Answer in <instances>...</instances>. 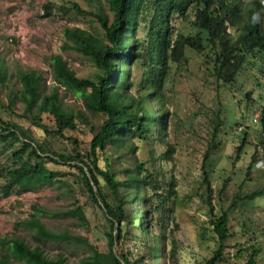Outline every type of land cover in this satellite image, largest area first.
Returning a JSON list of instances; mask_svg holds the SVG:
<instances>
[{
    "label": "trees",
    "instance_id": "1",
    "mask_svg": "<svg viewBox=\"0 0 264 264\" xmlns=\"http://www.w3.org/2000/svg\"><path fill=\"white\" fill-rule=\"evenodd\" d=\"M55 7L49 0L44 16L54 15ZM60 9L65 18H72L74 13L76 18L95 21L101 29V35L79 25L65 27L63 31V47L91 59L96 71L90 77H80L62 54H52V91H42L45 79L41 72L19 69L16 75L20 88L16 92L10 89L5 102L1 87L7 89L14 74L9 73L0 54V154L10 152L9 162H0V192L2 197H9L56 182L68 185L64 174L49 165L68 166L75 170L81 191L103 209L110 223L108 250L100 251L86 238L54 232L35 214L17 222L16 228L27 226L42 238L86 243L91 254L84 259L85 264H180L175 239L179 229L177 182L175 177L165 182L160 164L171 161L176 153V144L166 140L174 117L168 106L167 76L174 64L184 61L187 49H192L212 62L211 75L229 87L247 66L256 70L255 75L258 73L256 76L264 82V5L261 0H96L92 9L77 1H72V5L63 2ZM190 11L194 12L197 31L184 36L174 21L177 17L188 18ZM61 87L81 98L83 109L68 107L60 95ZM246 96L252 100L250 92ZM18 98L24 103L23 114L14 111ZM4 110L31 125L5 119ZM90 114L100 116L99 128L90 120ZM241 118L233 125L234 130L245 116ZM257 121L260 143L255 146L248 173L255 168L264 149V105ZM83 124L92 132L89 140L79 137ZM220 125L221 121L216 122L210 149L218 146L215 138ZM33 126L43 133V138L36 136ZM243 135L236 148L237 159L248 144L249 133ZM137 138L149 145L152 169L137 157ZM60 141L65 143L63 149L58 146ZM110 149L113 154L108 156ZM127 154L132 158L128 166L117 168L111 162L116 159L113 156L123 158ZM208 157L209 150L204 155L203 172L217 245L204 264H226L230 239H237L240 232L252 243L244 245L237 241L236 255L246 257V264H256L261 251L255 233L249 229L237 231L231 225L236 205L221 214L215 213L213 188L205 169ZM257 197H264V186L243 199ZM55 214L87 221L81 205ZM0 264L75 263L67 261L63 254L51 257L14 233L0 236Z\"/></svg>",
    "mask_w": 264,
    "mask_h": 264
},
{
    "label": "rangeland",
    "instance_id": "2",
    "mask_svg": "<svg viewBox=\"0 0 264 264\" xmlns=\"http://www.w3.org/2000/svg\"><path fill=\"white\" fill-rule=\"evenodd\" d=\"M48 1L0 0V54L9 73L14 74L6 84L8 88L1 87V97L5 102L10 89L16 92L20 88L16 75L19 69L38 70L45 79L42 91H52V85L55 84L49 63L52 54H62L80 77H90L96 71L91 59L63 47V31L65 27L79 25L101 35V29L95 21L80 16L76 18L74 13L72 18H65L60 9L63 2L72 5V1L92 9L96 0H51L56 4L55 14L44 16V6ZM194 17V12L190 11L188 18L175 19L177 30L184 36L197 31L193 25ZM211 71L213 64L205 55L187 49L186 58L181 64L172 66L166 81L170 93L168 106L174 111L166 140L176 144V153L171 161H160V164L165 182L172 177L177 182L176 221L179 229L175 232V239L178 244V259L180 264H204L217 245L210 223L207 185L203 172L204 155L209 150L205 169L213 188L211 200L215 213L221 214L232 204L236 205L232 210L231 225L237 231L249 229L255 233L261 251L256 264H264V197L243 199L264 186V149L255 168L249 173L247 171L255 146L260 143L261 128L256 116L264 105V82L250 66L239 74L232 87L225 85L223 80H217L211 75ZM136 73L139 74L138 71ZM59 92L68 107L83 109L82 99L77 98L72 91L61 87ZM247 92L252 94V100H247ZM14 111L16 114H23L24 103L19 98ZM3 114L5 119L13 118L25 126L31 125L12 112L4 110ZM243 115L244 120L234 130L233 125L242 120ZM90 120L99 128L100 116L90 114ZM218 121H221L215 138L218 146L210 149ZM80 127L79 137L89 140L92 136L90 127L84 124ZM33 130L37 137L43 138V133L37 127L33 126ZM245 132L249 133L248 144L237 159L236 148ZM62 141L58 145L60 149L65 145ZM135 143L139 146L136 153L138 159L152 169L153 157L148 143L138 138ZM111 154L113 151L110 149L108 156ZM9 155L10 152L0 154V162H9ZM113 157L116 159L111 162L117 168L128 166L132 160L130 154L123 158ZM49 166L60 170L64 174L63 179L69 184L56 182L36 191L14 193L9 197H2L0 192V236H12L16 233L31 246L41 247L51 257L63 254L71 263L85 264L84 259L91 254L86 243L77 239L42 238L27 226L16 228L17 222L33 218L35 214L36 218L54 232L86 238L100 251L108 250L107 233L110 231V223L103 209L81 191L73 173L75 170L72 171L65 165ZM1 184L2 179L0 186ZM78 205L84 210L86 222L75 216L55 214ZM34 208L41 209L44 213H36ZM242 234L238 233L237 239H230L231 247L227 249L229 260L226 264H246V257L236 255L239 249L236 242L242 241L244 245L252 242L247 241ZM168 264L173 263L169 261Z\"/></svg>",
    "mask_w": 264,
    "mask_h": 264
},
{
    "label": "built area",
    "instance_id": "3",
    "mask_svg": "<svg viewBox=\"0 0 264 264\" xmlns=\"http://www.w3.org/2000/svg\"><path fill=\"white\" fill-rule=\"evenodd\" d=\"M263 4H264V0H263ZM257 118H256V120L259 118V114H257V116H256Z\"/></svg>",
    "mask_w": 264,
    "mask_h": 264
},
{
    "label": "clouds",
    "instance_id": "4",
    "mask_svg": "<svg viewBox=\"0 0 264 264\" xmlns=\"http://www.w3.org/2000/svg\"><path fill=\"white\" fill-rule=\"evenodd\" d=\"M262 4H263V0H261ZM264 5V4H263Z\"/></svg>",
    "mask_w": 264,
    "mask_h": 264
}]
</instances>
